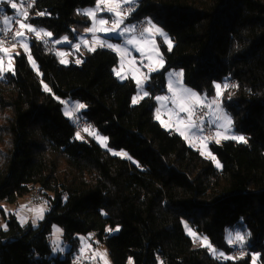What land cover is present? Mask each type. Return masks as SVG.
<instances>
[{
  "label": "trees",
  "instance_id": "trees-1",
  "mask_svg": "<svg viewBox=\"0 0 264 264\" xmlns=\"http://www.w3.org/2000/svg\"><path fill=\"white\" fill-rule=\"evenodd\" d=\"M136 2L133 19L150 18L174 42L168 49L159 40L164 65L149 75V95L138 104L134 80L115 76L119 56L106 47L63 64L30 36L28 51L19 46L11 70L0 72V202L39 189L49 204L37 226L6 219L0 264H71L78 235L91 232L112 264L129 257L134 264H253L251 255L219 259L195 246L186 226L228 255L227 229L244 226L241 246L264 264V0ZM96 3L32 0L25 22L74 42L91 25L80 9ZM15 11L0 0V13ZM172 69L207 96L216 83L222 87V106L246 142L209 144L221 168L155 116ZM62 99L85 105L77 112L107 147L93 136L77 138ZM53 225L63 228L64 256L52 255Z\"/></svg>",
  "mask_w": 264,
  "mask_h": 264
},
{
  "label": "rangeland",
  "instance_id": "rangeland-1",
  "mask_svg": "<svg viewBox=\"0 0 264 264\" xmlns=\"http://www.w3.org/2000/svg\"><path fill=\"white\" fill-rule=\"evenodd\" d=\"M99 8H100V10H106L108 12L107 15H105L104 13H101V15L99 16L100 19L103 18V19L108 20V23L103 25V26L97 24L96 28L97 29H99L100 27L112 28L113 27L112 21L114 19H116L117 17L115 16V14L113 12H109L107 9L113 8V9H115L116 12H120L119 8H117L115 4H109V5L101 4L99 6ZM93 9H97V3L94 7L80 9V11L82 13H85L86 11L93 10ZM16 11H15V14H16ZM148 21H151L152 24H154V25H156V27L160 28L161 31L164 33V35L162 36V35L156 33L155 30L153 29V31L151 33H145L144 34L145 42H139L140 34L136 35L133 33H125L124 35H120L119 29L117 30V32H114V33H101L99 31L96 32L97 33L96 35H98V37L101 40H104L107 43H111V44H119L122 47L128 49V55H126V56L123 53H118V52L114 51L119 56V63L115 67V69L120 70L121 66H122L123 70H122L121 74H122V76H125L126 78L121 79V78H118L116 75L115 76L120 81L126 80L128 78H130V79L133 78L135 84H136V79H139L141 81V85L139 87L136 84V93L133 95V97H136L138 95H142V90L147 91L149 93V91L146 87L147 79H148L147 77L150 74H152L153 72H156L163 67L157 63V61H159L161 58L163 60V56H162V53H161L160 48H159V40H161L168 47V49H171L173 44H174L171 36L169 35V33L164 28H162L160 25L153 22L150 18L147 19V22ZM25 23H27V22H25ZM93 26H94V22L92 25H90V27H93ZM124 27H131V22L124 19V23L120 26V28L123 29ZM146 27H148V24ZM34 28L37 30H40L39 28H36V27H34ZM17 32H24L25 33V39H24L23 43L21 42V40L15 39L14 44H10V45L0 44V48H4V49L8 50L6 53L1 52V55H3V58H4L3 59V72L9 71V69H11V67H12L13 60H12L11 54L18 51L19 46L25 50L24 44L26 43L28 46L30 36H35V34L33 32L26 31L25 29H22L20 27H19ZM44 32H46V31H44ZM85 33L88 34V32L84 31V33L82 35H80L79 38H83ZM132 35H135L138 37V42H135L134 44L129 45L126 43V41ZM42 37H43V34H42ZM63 38L64 37H61L59 39H54L51 37V39L54 42L57 40L61 41V43H55L56 46H58V51L56 53H57V55H58V53H65V55H63V56H60V55H58V56H59L60 60L63 59L66 61V63H63V64H68L70 60H69V57L66 55V48L64 46L71 44L72 40L67 37L68 38L67 41H64ZM169 42H170L171 47H169ZM104 47H106V46H104ZM106 48H108V47H106ZM138 48L140 49V51L137 50ZM25 51H28V47H27V50H25ZM74 51H76V50H73V52H69V53L74 54ZM10 57H11V59H10ZM149 58H151V59H149ZM78 60L80 61V59H78ZM76 61H75V63H77ZM77 64H80V63H77ZM163 65H164V60H163ZM145 66H148V67H145ZM151 67H154L157 70L156 71H149V68H151ZM176 73H182V70L181 69H172V70L168 71L166 74V76H167L166 77V90H167L166 96L169 97L170 99L168 101H163L159 104L158 111L156 110L157 111V117H159V121L161 123V121L164 122L163 118L161 117V113L162 112L165 114L170 113V114H172V116L174 117L175 120L180 122L182 120L181 116H180V114L182 112L179 109V101L176 104H174L173 99L179 97L181 95L183 89H187V90H190V92L196 93L198 95V97L200 98L199 104L204 103L205 105H208L207 107H208L209 113L212 114L213 116L217 117V120L213 123H214L215 129H217V133H219V135H217V133H216V135L207 136V135L202 134V132L196 131L195 140L200 142V145L198 147V150L200 151V153L204 157L211 160L213 162V164L217 167V162H219V161H218L217 157L215 156V154H213V152L211 151L209 144L211 142L217 143L216 142L217 140H219V143H220V142L228 140V139L243 143L246 141V137L243 134L238 133L234 130L232 117L225 110V108L222 106V103H221L222 87L219 90L220 91L219 96L217 95L216 87H215L214 94L212 96H207L205 93H201V92L191 88L190 86L184 84L183 74L181 76L173 75ZM170 81L172 82L173 88L176 90L175 96H174L173 92L169 91ZM217 84L218 83H216L215 85H217ZM159 96H161V95H159ZM164 96H165V94H164ZM133 97H132V100H133ZM141 100L142 99L138 100L137 103H135V104L132 103V104L136 105ZM191 102L193 104L197 103L195 100H192ZM68 103L72 109H74L75 105L82 104L78 101H68ZM66 108L69 109V107H65L64 110ZM84 109H85V107L83 109H79L76 111L80 112ZM225 116L231 120L230 124L227 122V120H225L223 118ZM184 123H186V122L184 121ZM161 124L163 126H165L164 123H161ZM93 131H95V130H93ZM95 133H97L98 136H100V137L106 138V140L104 142H100L96 138H95V140L102 147H107V141H108L107 137L101 133H98L97 131H95ZM80 136L85 137V135H82V134H80ZM204 137H206L207 139H203ZM231 137H244V141H240L238 139H232ZM209 153H211V156L209 155ZM212 157H215V159H213ZM219 164H220V162H219ZM217 168H221V166L217 167ZM40 210H42V211H40ZM48 210H49L48 200L43 199V198H41L40 200H35V202L29 201L28 199H26V197L20 198L16 203H9L7 201H2V202H0V212H2V213H0V228H3L6 226V219H8L11 215L14 216L19 221V223H21L22 225L23 224L27 225L28 223H31L32 226H37L39 224V222L44 218V215ZM118 229H119L118 227L113 228V229L107 228V231H109L110 233H116V232H118ZM189 230H191V232L195 233V236L190 235ZM185 232L187 233V235L189 237H191L195 246H204V247H207L210 252H213L214 247L210 244L209 240L206 239L207 244L210 245L211 247L206 246L204 243L205 238L201 237L191 227L186 226ZM236 232L241 233V235L244 237L242 242H237L234 240ZM230 233L233 237V243H236L238 245H242L246 241V239H245V227L244 226H239L236 228H228L226 233H225L227 241L229 240V234ZM78 239H79V248H78V253H76V254L83 253V252H89L93 264H112L111 258H110V255H109V252H108L106 246L97 240V238L94 236V233L91 232L88 234H79ZM233 243H231V244H233ZM228 244H230V243L228 242ZM50 245L52 248V255L53 256H57V255L64 256L66 254V252L69 250V245L67 243H65L63 240V228L60 225H53L52 233L50 235ZM220 253L224 254L223 256H221L222 258L230 257V255L225 254L221 250H218L219 255H220ZM252 263L258 264V259H257L256 255L253 256ZM126 264H134L133 258L129 257Z\"/></svg>",
  "mask_w": 264,
  "mask_h": 264
},
{
  "label": "snow or ice",
  "instance_id": "snow-or-ice-1",
  "mask_svg": "<svg viewBox=\"0 0 264 264\" xmlns=\"http://www.w3.org/2000/svg\"><path fill=\"white\" fill-rule=\"evenodd\" d=\"M24 2L26 3L27 0H24ZM135 0H97V9H93V10H88L86 11L84 14L89 16L90 18L94 19L96 18V13L98 10H100L99 6L101 4L103 5H109V4H115L117 8H119L122 4H131V3H134ZM8 3L10 4V7L13 9V10H17V16L20 17L21 19H14L13 17L11 16H5L3 18V28L0 29V31L4 32L5 34H7V32L9 31H12L10 25L13 24V23H16L19 25L20 28L22 29H25L26 31H31L35 34L36 38L37 39H42L43 37H49L51 38L52 37V33L51 32H44V30H37L35 29L32 25L28 24V23H25L24 21H26L28 18H29V13L27 12V10L23 11V12H20L18 9H19V5L17 2H15V0H8ZM109 12H113L115 14V16L117 17L116 19H114L112 21V24H113V27L112 28H104V27H100L99 29H97L95 26L93 27H89L87 28L85 31L88 32V33H91L92 34V42L91 44L89 43V41L87 40H84L83 41V44L85 47L88 48L89 51H95L96 48H95V45H99L101 47H108L109 49H112L113 51H116L118 53H123L125 56L128 55V49L127 48H124L122 47L121 45L119 44H111V43H107L106 41L104 40H101L97 35H96V32L99 31L101 33H114V32H117V30L119 29V34L120 35H124L125 33H134L136 31L135 29V26H132V27H124L123 29L120 28V26L124 23V19H126L127 17L123 15L122 12H116L115 9L113 8H108L107 9ZM131 11L132 9L130 8L128 10V14L130 15L131 14ZM38 15H44V13H38ZM99 25L103 26L105 24L108 23V20L106 19H99L98 21ZM153 29L155 30L156 33L160 34V35H164V33L161 31L160 28L156 27V25L152 24L151 21H148V27H145L143 28L141 31H140V37H139V42H145V37H144V34L145 33H151L153 31ZM42 34H43V37H42ZM14 38L15 39H19L21 40V42L23 43L24 39H25V33L24 32H14L13 34ZM67 37H64L63 40L64 41H67ZM135 42H138V37L135 36V35H132L127 41L126 43L131 45V44H134ZM55 43H61L60 40H57L55 41ZM24 47H25V50H27V44L25 43L24 44ZM76 49H79L80 45L77 44L74 46ZM169 47H171L170 45V42H169ZM138 51H140V49L138 48L137 49ZM8 50L7 49H4V48H0V52H7ZM58 55L60 56H63L65 55V53H58ZM11 59V57H10ZM151 59V58H149ZM77 63H80L79 60L76 61ZM61 63H66L65 60H61ZM157 63L160 65V66H163V60L162 58L157 61ZM145 67H148V66H145ZM11 70V69H9ZM122 66H121V69L120 70H116L114 69V72H115V75L118 77V78H121V79H124L126 78L125 76H122ZM157 69L154 68V67H151L149 68V71H156ZM3 71V60L2 58H0V72ZM175 76H181L182 73H176V74H173ZM136 84L137 86L139 87L141 85V81L139 79H136ZM216 89H217V95L219 96L220 95V88H221V85L217 84L215 85ZM224 88H227L228 85L225 84L223 86ZM46 90L47 89V86H45ZM169 91L173 92L174 93V96L176 94V90L173 88L172 86V82L170 81L169 83ZM149 95V93L147 91H143L142 90V95H138L136 97H133V100H132V103L135 104L138 102V100L140 99H143L144 97H147ZM157 101H168L170 98L167 97V96H157L155 98ZM192 100H195L197 103L196 104H193L191 101ZM179 101V109L181 112H185V113H188L189 114V123L187 124L186 126V130L195 135L196 134V131H199V132H202L203 131V128L196 125V123L194 121H192L191 117L194 113V109L195 107L199 104L200 102V98L198 97V95L194 92H190V90H187V89H183L182 90V93L179 97L173 99V103L176 104L177 102ZM214 103V102H213ZM202 106H208V105H202ZM85 107V105L83 104H77L74 106V109L72 110H69V109H65V115L66 116H69L70 118L72 117V111L74 110H79V109H83ZM225 120H227V122L230 124L231 123V120L228 119L226 116L223 117ZM157 119H159V117H157ZM181 123H184L183 120L180 121ZM161 123H164L163 121H161ZM195 130V131H194ZM84 131L86 133H88L89 135H92L94 138L98 139L100 142H104L106 140L105 137H100L98 136L97 133H95V131L93 130H90V128H85ZM183 134V133H182ZM217 135H219V133H217ZM77 138L78 139H82V137H80V134L77 133L76 134ZM232 139H238L240 141H244V137H231ZM203 139H207L206 137H204ZM217 143H219V140L216 141ZM246 142V141H245ZM126 155V154H124ZM209 155L211 156V153H209ZM213 159H215V157H212ZM221 165L219 164V162H217V167H220ZM42 211V210H40ZM58 231V230H57ZM189 233L190 235H193L195 236V233L191 232V230H189ZM244 239V237L241 235V233L239 232H236L235 233V237H234V240L237 241V242H242ZM228 242L231 244L233 243V237L231 235V233L229 234V240ZM204 243L206 246L208 247H211L210 245L207 244V240L206 238L204 239ZM215 251V250H213ZM224 254L223 253H220V256H223ZM226 259H231V257H226ZM255 259V258H254Z\"/></svg>",
  "mask_w": 264,
  "mask_h": 264
},
{
  "label": "built area",
  "instance_id": "built-area-1",
  "mask_svg": "<svg viewBox=\"0 0 264 264\" xmlns=\"http://www.w3.org/2000/svg\"><path fill=\"white\" fill-rule=\"evenodd\" d=\"M17 3L19 5V11L23 12L25 10H29L32 0H27L25 3L24 0H17ZM132 9L131 14H128V10ZM138 8V3L135 1L134 3L131 4H122L119 7L120 12L123 13L124 16H126V20L131 22V27L135 26L136 31L133 34L139 35L140 31L145 28L148 24L147 19L145 18H139V19H133V14L135 10ZM17 13V11H16ZM5 17V14L0 13V29L3 28V18ZM14 19H21L20 17L15 14L13 16ZM12 31L7 32L5 34L4 32L0 31V44L4 45H10L15 43V38L13 36L14 32H17L19 29V25L16 23H13L10 25ZM85 40H91V36H87ZM42 45L46 51L49 52H57L58 51V46H56L55 42L48 37H44L42 40ZM0 58H3V55H1L0 52ZM233 81H228V85H232ZM63 103L66 105V107H69L70 110L72 108L69 106L68 100L62 99ZM205 105L204 103L198 104L195 109L194 113L191 117L192 121L196 123V125L200 126L203 128L202 134L210 136L214 133L215 126L214 123L209 121L207 119V114H208V107L207 106H202ZM181 119L184 120L186 123H189V114L182 112L180 114ZM74 130L76 133L92 137V135H89L84 131L85 128H90L92 130V122L86 118L81 116L76 110L72 111V117H71ZM26 199L29 201L35 202V200H40L41 199V192L39 189H35L32 193L28 194L25 196ZM229 248L231 250L230 252V257L231 258H240V257H246L248 255H251V259L255 255L254 253H250V251L246 247H242L241 245H238L236 243L229 244ZM214 250L212 253L219 259L222 257L218 254V249L214 247ZM71 264H93L91 260V256L89 252H83L79 254H75L71 258Z\"/></svg>",
  "mask_w": 264,
  "mask_h": 264
},
{
  "label": "crops",
  "instance_id": "crops-1",
  "mask_svg": "<svg viewBox=\"0 0 264 264\" xmlns=\"http://www.w3.org/2000/svg\"><path fill=\"white\" fill-rule=\"evenodd\" d=\"M104 9V8H103ZM101 13H104L105 15H107V11L106 10H98L97 11V13H96V18H95V20L94 19H92V18H90L89 16V18H90V20H91V25L93 24V22H94V26L96 27V25L97 24H99L98 23V21H99V16L101 15ZM40 29V28H39ZM41 30V29H40ZM97 34V33H96ZM82 35V34H81ZM87 36H91V40H87V41H89V43L91 44V42H92V35H91V33H85L84 34V36H83V38H79L78 37V39L76 40V41H74V42H71V44H69V46L68 45H66V46H68V47H66L65 46V48H66V55L69 57V59L70 58H76V60H78V59H80L81 60V57H82V55L85 53V52H87V51H89L88 50V48L87 47H85L84 46V44H83V41L85 40V38L87 37ZM98 36V35H97ZM77 44H79L80 45V47H79V49H76L74 46L75 45H77ZM97 46H99L98 44L97 45H95V47H97ZM73 50H76V51H74V54H72V53H69V52H73ZM75 55V56H74ZM115 69V68H114ZM115 74V73H114ZM167 77V76H166ZM147 78H149V76L147 77ZM133 79V78H132ZM134 80V79H133ZM147 81H148V79H147ZM164 94H165V96H166V94H167V90H166V92L165 93H163V94H158V95H156V97L157 96H159V95H161V96H164ZM155 97V98H156ZM155 101H156V108H155V116H156V118H157V111H158V107H159V104L162 102V101H157L156 99H155ZM157 110V111H156ZM161 117L163 118V120H164V127L165 128H167V129H170V130H173L174 132H176V133H178L179 135H181L184 139H185V141L190 145V146H192L193 148H195V149H198V147H199V145H200V142L199 141H197V140H195V136L196 135H193V134H191V133H189L187 130H186V126H187V124L188 123H181V122H178L177 120H175L174 119V117L172 116V114H170V113H167V114H165V113H161ZM207 119L209 120V121H211V122H215L216 120H217V117H215V116H213L212 114H210L209 113V111H208V114H207ZM158 121H159V119H157ZM160 122V121H159ZM195 131V130H194ZM183 133V134H182ZM216 133H217V129H215L214 130V133L212 134V135H216ZM211 136V135H210ZM0 213H2V212H0ZM23 225H25V224H23ZM4 228V227H3Z\"/></svg>",
  "mask_w": 264,
  "mask_h": 264
}]
</instances>
